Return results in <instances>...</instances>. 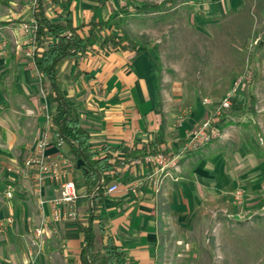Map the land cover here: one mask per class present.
<instances>
[{"label": "crops", "instance_id": "0c3cea01", "mask_svg": "<svg viewBox=\"0 0 264 264\" xmlns=\"http://www.w3.org/2000/svg\"><path fill=\"white\" fill-rule=\"evenodd\" d=\"M46 2L45 15L52 23L68 18L73 27H79L112 17L116 24L105 32L119 38L125 17L141 14L133 10V5H162L167 11H175V26L188 24L196 29L212 27L219 18L232 16L245 5L243 0H213L207 4L195 0ZM34 4L35 0H0V224L7 217L13 218L10 228H0V264H81L83 227L92 208L95 252H102L101 247L112 238L126 264H156L160 226L170 216L192 218L203 209L215 208L225 216H237L227 208L235 206L232 196L241 187L243 205L248 210L255 208L260 196L253 194L264 179V161L237 140L249 136L252 128L249 119L238 121L242 90L233 106L216 119L219 137L208 143H192L190 133L211 115L210 107L202 104L196 91L213 92L217 84L210 81L196 87L186 79L180 80L173 67L161 68L157 54L146 47H138L136 52L114 49L105 55L98 42L82 55L60 60L56 82L65 103L87 131L89 147L120 161L114 167L116 178L114 171L104 172L101 183L105 177L110 180L104 191L99 194L95 188L90 190L66 143L58 146L52 138L45 155L58 160L63 181H73L78 194L74 206L60 207L70 216L52 222L49 201L59 196L60 182L44 180V203L40 204L34 194L36 169L24 165L46 130L43 107L47 106L52 115L56 108L47 99L48 84L42 82L33 57L28 55L33 35L24 26L34 21ZM189 4L192 10L185 15L184 6ZM129 27L135 34L146 35L153 29L148 25L142 28L135 20ZM251 72L247 67L241 75L245 76L242 88ZM202 97L220 101L212 93ZM253 128L258 130L257 125ZM236 140L237 153H233L230 147ZM143 147L147 148L145 155ZM133 151L135 157L127 158L125 152ZM157 156L163 158L162 165L147 160ZM172 160L175 169L166 167ZM7 185L12 186L11 198L5 195ZM112 185L117 190L108 193ZM37 227L44 232L39 253L30 245Z\"/></svg>", "mask_w": 264, "mask_h": 264}, {"label": "rangeland", "instance_id": "374dc122", "mask_svg": "<svg viewBox=\"0 0 264 264\" xmlns=\"http://www.w3.org/2000/svg\"><path fill=\"white\" fill-rule=\"evenodd\" d=\"M195 1L207 4L213 0ZM243 1L245 5L240 11L219 18L212 27L175 26V11H167L162 5L150 16H126L122 27L130 39L157 54L161 68L173 67L180 80L186 79L196 87L215 82L217 88L213 92L197 89L196 95L201 101L202 96L210 93L222 100L233 78L250 68L253 73L241 89L243 107L238 111V121L247 118L252 128L249 136L237 140H242L247 151L264 161V0ZM191 10L189 4L183 12L187 15ZM134 20L142 28L153 27L150 34H135L129 27ZM234 103L233 100L232 106ZM256 125L258 130L253 128ZM237 140L230 147L233 153H237ZM262 186L264 179L253 194L256 197L258 194L260 201L249 210L243 205L242 187L236 189L232 196L235 206L227 209L237 216H225L215 208L203 209L192 218L168 217L160 226L156 264H264Z\"/></svg>", "mask_w": 264, "mask_h": 264}, {"label": "trees", "instance_id": "16d2710c", "mask_svg": "<svg viewBox=\"0 0 264 264\" xmlns=\"http://www.w3.org/2000/svg\"><path fill=\"white\" fill-rule=\"evenodd\" d=\"M47 6L46 0H35L33 8V18L36 23L34 65L42 82L48 84L49 103L55 104L56 107L52 115L55 132L68 146L69 152L75 159V166L82 171L85 183L89 185L90 190L95 188V191L101 194L105 185L110 181L105 177L103 182L97 186L101 174L114 171V167L120 161L106 152L100 155L97 150L89 147L87 131L79 125L76 114L65 103L58 89L56 65L62 59L84 54L87 50L93 49L98 42L99 48L105 55L114 49L136 52L138 47L142 50H145V47L141 46L138 41L130 39L122 28L118 27L122 34L121 38L111 31L106 33L105 31L110 26L116 24L112 17L106 21L90 22L73 27L68 18L63 23L50 22L45 15ZM133 10L141 14L154 13L160 10V5L141 3L133 5ZM142 151L145 152L143 155L147 154V148L143 147ZM135 153V151L125 152L127 158L135 157ZM78 162H80L79 167H77ZM114 177L116 178V174ZM91 210L88 213L87 223L83 227V247L79 255L81 264H126L121 248L112 238L107 239L101 248L102 252H95L92 229L95 216L93 208ZM100 229L102 230V226Z\"/></svg>", "mask_w": 264, "mask_h": 264}, {"label": "built area", "instance_id": "2783aa9c", "mask_svg": "<svg viewBox=\"0 0 264 264\" xmlns=\"http://www.w3.org/2000/svg\"><path fill=\"white\" fill-rule=\"evenodd\" d=\"M26 29H29L33 35V39L31 41V45L28 50V55L33 57L35 50V32H36V23L33 21L30 25L24 26ZM245 76L238 77L230 89L227 92V95L218 102H213L207 98L202 100V104L209 106L211 109V115L208 119L204 120L198 127H196L189 135L190 142L201 141L202 143H208L212 139H216L219 137V131L215 126L216 119L219 118L223 111H226L231 108L232 101L237 97L238 92L242 88L243 81ZM43 116L45 119V127L46 130L41 134V136L36 141L35 149L33 153L29 156L28 159L24 162L26 167H35L36 176H35V187L34 194L40 200V204L44 203L41 198V188L45 179L49 178L52 180H56L60 182V194L58 197L49 201L52 209L51 213V221L59 222L65 219L70 214H64L61 210L62 205H66L68 207L74 206L78 199L77 189L75 183L73 181H63L64 173L60 170L58 160H52L48 156L45 155V149L51 144L52 138L56 139L57 145L60 146L64 143V141L59 137L58 133L55 132L53 123H52V114L49 111L48 107H43ZM52 131V132H51ZM61 157V156H60ZM148 161H156L158 164H163V158L161 156L157 157H148ZM171 168H176V162L174 160L170 161L169 164H166ZM163 169V168H162ZM117 190L116 185H112L107 189L108 193H113ZM262 190H264V186H262ZM5 195L7 198L12 197V186L7 185ZM13 225V218L7 217L4 219L0 228L2 230L6 228H10ZM36 238L30 242L31 247L36 248V252L39 253L43 240H44V232L42 227H37L35 229ZM27 264V263H24Z\"/></svg>", "mask_w": 264, "mask_h": 264}, {"label": "water", "instance_id": "95a60500", "mask_svg": "<svg viewBox=\"0 0 264 264\" xmlns=\"http://www.w3.org/2000/svg\"><path fill=\"white\" fill-rule=\"evenodd\" d=\"M79 165H80V162L77 163V167H79ZM100 183H101V181H100V179H99L97 186H98Z\"/></svg>", "mask_w": 264, "mask_h": 264}]
</instances>
